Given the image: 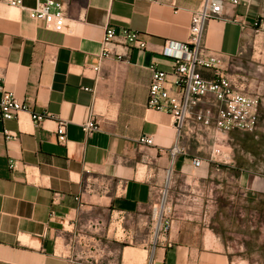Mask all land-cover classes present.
<instances>
[{"label":"crops","instance_id":"1","mask_svg":"<svg viewBox=\"0 0 264 264\" xmlns=\"http://www.w3.org/2000/svg\"><path fill=\"white\" fill-rule=\"evenodd\" d=\"M45 1L0 3V78L27 107L15 120L0 113V264H81L76 238L88 228L118 264H264V74L248 89L261 94L256 131L221 135L215 161L188 136L179 142L186 154H169L176 124L146 105L150 68L171 72L163 46L189 40L205 0H53L66 8L62 33L30 18L27 8ZM263 18L264 0L226 6L222 19L206 23L203 44L232 65L229 73L252 79L264 69ZM107 27L140 33L147 48L103 55ZM201 108L209 106L194 118ZM31 113L48 118L37 126ZM90 119L100 130L87 137L81 125ZM142 136L153 145L139 144ZM165 200L173 208L166 231L139 241ZM123 225L135 243H123Z\"/></svg>","mask_w":264,"mask_h":264},{"label":"built area","instance_id":"2","mask_svg":"<svg viewBox=\"0 0 264 264\" xmlns=\"http://www.w3.org/2000/svg\"><path fill=\"white\" fill-rule=\"evenodd\" d=\"M0 3L11 8L25 9L23 0H0ZM240 3L241 0H205L201 10L191 17L189 40L185 43L167 40L163 46L162 56L174 62L171 72L162 71L156 65L150 68L151 81L146 105L148 109L165 113L174 120L177 144L168 151L173 157L186 154V149L181 148L179 142L180 139L188 136L203 145H208L211 159L215 161L219 153L216 143L221 135L233 130L254 133L257 129L261 94L258 91L250 94L248 89L252 80L260 79L264 69L260 68L252 79L244 75L231 74L227 67L232 65L227 66L222 56L210 52L203 44L206 23L222 19L226 6L236 7ZM27 10L31 19L42 21L46 28L59 33L64 32L67 22L64 4L46 0ZM263 23L264 18L261 26ZM103 47L105 48L103 55L113 54L122 58L126 57L132 48L145 50L147 43L138 32L128 28L116 32L113 28L107 27ZM119 47L127 53H118L113 49ZM95 70L98 72L99 68ZM204 71L212 73V79H205ZM170 78L174 81L170 82ZM2 83L3 78H0L1 118L5 121L15 120L27 107L13 93L6 90ZM201 104H207L209 108L197 110L194 118L195 109ZM213 108L217 111L215 112ZM31 116L37 126L48 118L46 115L34 113H31ZM81 128L87 137L93 136L100 130L99 123L93 119L82 124ZM5 135L9 141L15 138L8 132ZM56 135L59 144L67 143V122L58 121ZM138 142L141 145H153V139L149 136H142ZM162 152L165 153L164 150ZM192 164L195 168H201L203 162L194 158ZM17 165V161L13 159L9 161L11 170H17ZM87 188L92 189V186ZM103 189L106 190L107 187L104 186ZM57 197L58 195H55V200ZM163 210L167 215L166 220L173 211L172 206L167 207L166 200ZM165 231L164 225L162 232ZM82 240L83 237L76 238V245L80 249H82Z\"/></svg>","mask_w":264,"mask_h":264},{"label":"rangeland","instance_id":"3","mask_svg":"<svg viewBox=\"0 0 264 264\" xmlns=\"http://www.w3.org/2000/svg\"><path fill=\"white\" fill-rule=\"evenodd\" d=\"M161 202H158L157 208L153 210L152 214L150 215V218L148 219V222L146 220L145 224L142 225V229L140 230V236L139 241L143 242L146 241L147 235H155V237L162 233L164 228V220L166 218V212L164 213V210L161 211ZM167 207H169V204L167 203ZM160 212L156 213L159 211ZM163 216V217H162ZM161 225V226H160ZM160 227V228H159ZM149 228V229H148ZM94 228H88L89 232L86 234H81L79 237H83L84 240H82L81 250H80V257H81V264H118L117 263V256H115L114 252H110L105 247V243L101 242L99 238H95L93 236V230ZM124 237L121 239L125 245L130 244L131 242L136 241L135 239H131L126 236V227H124ZM120 234H121V229ZM161 231V232H160ZM113 253V254H111Z\"/></svg>","mask_w":264,"mask_h":264},{"label":"bare ground","instance_id":"4","mask_svg":"<svg viewBox=\"0 0 264 264\" xmlns=\"http://www.w3.org/2000/svg\"><path fill=\"white\" fill-rule=\"evenodd\" d=\"M164 204H165V202H164Z\"/></svg>","mask_w":264,"mask_h":264}]
</instances>
